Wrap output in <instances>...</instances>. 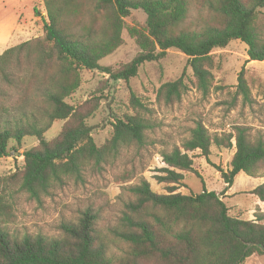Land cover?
Masks as SVG:
<instances>
[{
    "label": "trees",
    "instance_id": "1",
    "mask_svg": "<svg viewBox=\"0 0 264 264\" xmlns=\"http://www.w3.org/2000/svg\"><path fill=\"white\" fill-rule=\"evenodd\" d=\"M43 37H35L0 54V158L18 149L24 137H36L38 145L23 153L19 188L39 199L63 177L80 175L91 163L98 164L121 144L144 143L147 124L139 115L113 116V134L96 146L91 128L76 118L65 101L80 85V70H98L112 80L128 81L145 62L163 59L169 49L187 57V65L203 92L210 89L211 52L232 40L247 47L249 61H264V32L259 24L264 0H43ZM195 8L210 19H187ZM141 10L143 25H128L131 11ZM134 41L137 54L118 67L99 61L122 43V33ZM237 88L248 97L241 71ZM181 77L159 89L166 102L180 98ZM16 112V113H15ZM71 119L52 141L44 133L53 121ZM180 147L162 152L165 167L160 182H182L193 169L189 152L199 150L209 159L211 147L231 148L234 153L226 171L219 169L225 185L236 176L264 177V132L234 125L229 132H210L202 122L190 128ZM132 199L124 202L121 216L109 234L98 226L92 208L76 221H63L60 235L41 233L17 236L0 229V264H242L253 254L264 255V212L254 220L228 214L224 192L203 190L182 194L170 188L156 193L149 182L125 188ZM264 203V181L249 192ZM1 201V200H0ZM111 245L119 246L120 254Z\"/></svg>",
    "mask_w": 264,
    "mask_h": 264
},
{
    "label": "rangeland",
    "instance_id": "2",
    "mask_svg": "<svg viewBox=\"0 0 264 264\" xmlns=\"http://www.w3.org/2000/svg\"><path fill=\"white\" fill-rule=\"evenodd\" d=\"M189 13L188 24L193 27L197 19H210V14L195 8ZM44 15H39V12ZM38 16L36 23L35 18ZM46 17L43 0H0V54L21 40L43 37L42 18ZM146 15L141 10L131 11L124 20L128 25H143ZM259 24L264 32V7L260 9ZM123 43L110 55L102 58L103 66L118 67L129 62L138 52V47L122 33ZM24 39V40H23ZM246 45L232 40L222 49L210 54L212 66L210 89L203 92L197 79L187 65V57L176 49H169L158 61L145 62L137 74L128 81L112 80L98 70L81 69V83L65 101L83 118L91 128L90 135L100 147L111 139L113 116L139 115L147 127L144 143L121 144L114 153L98 164L86 165L80 175L63 177L42 193L39 199L32 198L19 188L23 169V153L38 145L36 137H24L18 149L9 143L10 153L0 158V229L17 236L44 234L57 237L63 221H76L81 212L92 208L98 214V226L103 234H109L122 214L124 202L132 199L125 189L141 179L149 182L156 193H166L170 188L182 194H198L204 189L223 193L225 185L219 169L226 171L234 153L231 148L212 146L209 159L199 150L189 152L193 169L185 173L182 182L169 184L160 182L165 167L162 152L180 147L190 136V128L202 122L210 132H229L234 125L250 126L264 132V61H249ZM243 78L249 90L248 97L237 88V77ZM182 79L180 98L166 102L159 96L165 82ZM16 113V112H15ZM71 119L53 121L44 133L52 141ZM264 177L240 174L223 200L230 216L254 220L264 205H254L249 194L254 184ZM113 252L121 253L119 246L111 245ZM242 264H264V255L253 254Z\"/></svg>",
    "mask_w": 264,
    "mask_h": 264
},
{
    "label": "crops",
    "instance_id": "3",
    "mask_svg": "<svg viewBox=\"0 0 264 264\" xmlns=\"http://www.w3.org/2000/svg\"><path fill=\"white\" fill-rule=\"evenodd\" d=\"M39 15H44L43 14V12H39ZM37 18H38V16L35 18V21L33 22L34 24L36 23V20H37ZM21 40L22 39H20V41H18L19 43H21ZM24 40V39H23ZM26 41V40H25ZM23 42V41H22ZM19 43H17V44H19ZM16 44V45H17ZM13 46H15V45H13ZM12 47V46H11ZM9 48V47H8ZM240 174H242V173H239L237 176H236V178H235V180H234V183L236 182V180H237V178L239 177V175ZM263 182V181H262ZM262 182H260V183H262ZM233 183V184H234ZM259 183V184H260ZM233 184H232V186H233ZM258 184H254V186L253 187H251V188H249L250 190L252 189V188H254L255 186H257ZM231 186V187H232ZM231 187H229L225 192H224V196H229V195H232V194H230L229 192H230V190H231ZM250 194V193H249ZM251 195V197L253 198V200H254V205H264V203L263 202H261L258 198H256L255 196H253L252 194H250Z\"/></svg>",
    "mask_w": 264,
    "mask_h": 264
},
{
    "label": "water",
    "instance_id": "4",
    "mask_svg": "<svg viewBox=\"0 0 264 264\" xmlns=\"http://www.w3.org/2000/svg\"><path fill=\"white\" fill-rule=\"evenodd\" d=\"M262 250H264V247H261Z\"/></svg>",
    "mask_w": 264,
    "mask_h": 264
}]
</instances>
